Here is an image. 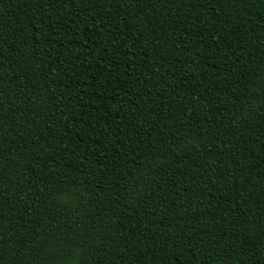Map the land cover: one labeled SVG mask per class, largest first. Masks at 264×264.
<instances>
[{
    "label": "trees",
    "instance_id": "trees-1",
    "mask_svg": "<svg viewBox=\"0 0 264 264\" xmlns=\"http://www.w3.org/2000/svg\"><path fill=\"white\" fill-rule=\"evenodd\" d=\"M0 264H264V0H0Z\"/></svg>",
    "mask_w": 264,
    "mask_h": 264
}]
</instances>
